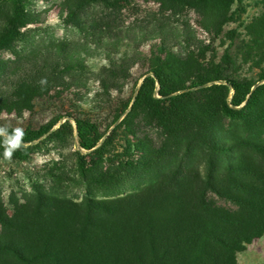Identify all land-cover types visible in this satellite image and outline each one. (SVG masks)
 Masks as SVG:
<instances>
[{"label":"rangeland","instance_id":"374dc122","mask_svg":"<svg viewBox=\"0 0 264 264\" xmlns=\"http://www.w3.org/2000/svg\"><path fill=\"white\" fill-rule=\"evenodd\" d=\"M8 18L25 22L11 43L3 41ZM163 26L177 62L164 79V92L178 89L173 104L158 85L140 94ZM263 75L264 0H0V212L21 227L28 217L30 242L37 213L62 206L74 218L87 195L119 203L112 231L96 236L82 263L150 264L161 243L150 203L181 178L203 175L205 141L253 138L222 117L234 93L221 86L264 88ZM22 149L27 160L10 158ZM79 155L93 169L87 183ZM243 156L259 166V157ZM236 259L264 264V236ZM0 264L12 262L0 255Z\"/></svg>","mask_w":264,"mask_h":264},{"label":"trees","instance_id":"16d2710c","mask_svg":"<svg viewBox=\"0 0 264 264\" xmlns=\"http://www.w3.org/2000/svg\"><path fill=\"white\" fill-rule=\"evenodd\" d=\"M24 27L22 19H6L3 41L13 42ZM168 32L163 26L152 35L154 64L140 94L158 85L160 98L173 104L178 100L174 96L178 89L164 92L165 77L177 67L176 57L167 51ZM224 82L226 87L221 88L232 90L234 95L220 105L222 117L242 123L254 136L234 143L205 141L209 159L203 175L176 179L165 199L150 203L161 237L150 264H238L237 253L264 236V88L251 91V87L241 88L234 81ZM183 88L184 96L189 95L190 89ZM176 109L181 115L186 112L179 106ZM4 133L15 140L14 132ZM81 148L90 152L94 146L81 143ZM243 153L259 157V166L245 160ZM9 154L25 161L31 153L22 149ZM87 158L79 155L78 159V173L86 183L93 170ZM185 179L192 183H184ZM117 204L95 201L87 195L80 207L71 209L74 218L65 214L62 206H57V211L47 209L45 215L37 213L40 229L30 242L26 238L28 217L21 227L0 212V226L7 230L0 235V255L9 257L12 264H83L82 258L94 253L96 236L112 231V218L121 214Z\"/></svg>","mask_w":264,"mask_h":264}]
</instances>
